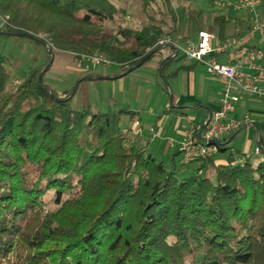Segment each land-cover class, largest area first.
I'll list each match as a JSON object with an SVG mask.
<instances>
[{"label": "trees", "instance_id": "obj_1", "mask_svg": "<svg viewBox=\"0 0 264 264\" xmlns=\"http://www.w3.org/2000/svg\"><path fill=\"white\" fill-rule=\"evenodd\" d=\"M165 3L143 0L147 23L132 27L122 0H0V35L51 50L14 85L0 52V264H264V159L241 165L216 144L224 162L193 160L183 174L123 132L138 112L75 109L47 71L38 82L56 51L122 72L158 56L165 78L174 59L157 47L179 33ZM214 22L224 29L225 16Z\"/></svg>", "mask_w": 264, "mask_h": 264}, {"label": "rangeland", "instance_id": "obj_2", "mask_svg": "<svg viewBox=\"0 0 264 264\" xmlns=\"http://www.w3.org/2000/svg\"><path fill=\"white\" fill-rule=\"evenodd\" d=\"M122 1L129 8L130 26L140 27L147 23V17L142 11L143 0ZM155 1L166 11L165 0ZM223 1L170 0L179 32L177 37L173 36V38L178 41L184 37L190 41L195 40L199 30L208 27L213 15L219 11V4ZM158 17L163 18L169 25L172 24V18L168 14ZM253 18L254 13L251 12V22ZM0 26L3 27L1 20ZM180 43L181 46L186 45V42ZM47 51L49 50L46 45L37 38L0 35V52L8 59L7 69L12 73L13 85L18 83L19 76L23 72L45 63L48 59ZM50 57V61L43 68L47 71L43 81L59 95L71 91L73 108L81 109L89 106L95 112L120 109L138 112L143 133L139 136L132 134L131 138L148 142V152L166 166L182 165L183 174L188 175L193 172L195 167L191 166V162L182 164V154L177 151L178 143L184 140L178 131L185 127L187 130L190 126L189 120L194 116L189 104L183 103L181 108L177 103L182 97L189 100L186 98V93L188 94L192 85V72L176 73L183 66L191 64L182 52L169 64L165 78L159 71L158 56L124 76L121 67L116 64L94 63L92 58L74 60L71 54L60 51H56ZM129 124L130 122L127 121L126 125ZM150 128L154 129V133L150 132ZM253 139L254 132L248 128L233 140L231 146L240 152L237 161L244 156L246 149L252 150L249 154L254 164L264 159V154L254 153ZM214 159L218 163L225 161L223 155H216Z\"/></svg>", "mask_w": 264, "mask_h": 264}, {"label": "built area", "instance_id": "obj_3", "mask_svg": "<svg viewBox=\"0 0 264 264\" xmlns=\"http://www.w3.org/2000/svg\"><path fill=\"white\" fill-rule=\"evenodd\" d=\"M262 4V0H236L234 8L240 10L247 9L254 13L251 32L264 36V20L257 13V8ZM216 39L214 31L203 30L198 33V39L195 42H187L181 46L178 41L165 38L160 41L159 46L163 50L169 51L170 55L179 54L189 61L202 63L207 73L225 82V87L221 92L218 108L211 112L201 125H190L185 130V138L179 143V153L182 154V164H188L197 159H210L217 155V145H227L230 138L240 131L243 127L252 124L250 114L241 117L235 116L236 104L239 96L232 92L233 87L240 88L244 93L250 96H256L264 100V87L256 83L257 76L251 77L245 74L241 69L244 65L248 66L256 73L263 71V68L257 63V60L264 56V51L258 48H241L235 50L233 61L224 64L221 63L215 54L225 52L229 46H236L238 40L233 38L223 44L213 47V40ZM94 63H108L104 57H93ZM124 133H131L139 136L143 133V126L140 120H136L129 128L124 126ZM154 133V129L150 128ZM258 146L254 153H262V145L258 137ZM251 158L249 153L245 154L239 161L244 165Z\"/></svg>", "mask_w": 264, "mask_h": 264}, {"label": "crops", "instance_id": "obj_4", "mask_svg": "<svg viewBox=\"0 0 264 264\" xmlns=\"http://www.w3.org/2000/svg\"><path fill=\"white\" fill-rule=\"evenodd\" d=\"M224 1L219 4V11L213 15L208 27L199 30H211L215 32L216 39L212 42L213 47H217L218 45L233 38L238 40V44L236 46H229L225 52L215 54L217 59L224 64L232 62L236 48H258L264 51V36L251 32V11L244 8L236 10L234 8L236 0ZM257 10V12H260V14L258 13L260 18L264 20V0H262V4L257 8ZM215 15L225 16L226 24L224 29H219V25L214 22ZM197 39L198 36L195 40H189L188 42H195ZM163 51L165 57L169 56L168 50ZM176 57L177 56H174L172 59H175ZM188 62L191 64L183 66L182 69L178 70L176 73H180L181 71L192 72V85L188 90V94L186 93V98L189 100H185V97H182L177 100V103L181 108L182 105H184L183 103H187L189 104V109L194 111V116H192L189 120L190 125H201L206 117L218 108L219 99L221 92L225 87V82L220 78L207 73L206 68L202 63L189 60ZM257 63L263 68L262 72L256 73L246 65L243 66L241 71L251 77L257 76L256 83L260 87H264V56L258 59ZM124 75H126L125 72L122 76ZM232 92L239 96V101L236 104L235 116L241 117L245 114H250L252 124L243 127L240 131L234 134L230 138L227 146L234 149L231 145L237 135H239L242 131L251 128L254 132L252 144H254L253 146L256 148V146H258V137L260 138L261 145L264 143V100L256 96H250L237 87H233ZM139 119L140 118L138 116L137 120ZM186 128L187 127L178 131V134L181 137L185 138ZM178 148L179 145H177V151H179ZM250 151L252 152V150L246 149L243 155L250 153Z\"/></svg>", "mask_w": 264, "mask_h": 264}, {"label": "water", "instance_id": "obj_5", "mask_svg": "<svg viewBox=\"0 0 264 264\" xmlns=\"http://www.w3.org/2000/svg\"><path fill=\"white\" fill-rule=\"evenodd\" d=\"M14 34H17V33H14ZM47 48H48L49 52H51V50H50V48H49L48 46H47ZM162 48H163L162 46H158V47H157V50L162 49ZM176 55H177V52L175 53V55H170V56L165 57V60H167V59H171V58H173V57L176 56ZM134 68H135V67L130 68L128 71L125 72V74H127V73L133 71ZM44 71H45V70H42V72L40 73V75H39V77H38V82L41 81V78H42V76H43Z\"/></svg>", "mask_w": 264, "mask_h": 264}]
</instances>
